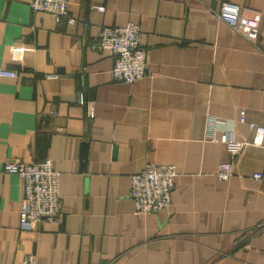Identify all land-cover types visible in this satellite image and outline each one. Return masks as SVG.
Returning a JSON list of instances; mask_svg holds the SVG:
<instances>
[{"label": "crops", "instance_id": "crops-1", "mask_svg": "<svg viewBox=\"0 0 264 264\" xmlns=\"http://www.w3.org/2000/svg\"><path fill=\"white\" fill-rule=\"evenodd\" d=\"M30 2L0 0V68L17 71L0 76V264L28 253L38 264H264V180L252 178L264 134L253 144L249 127L264 126V0H68L60 21ZM223 2L260 13L256 39L217 16ZM127 21L147 52L130 83L112 79L114 55L98 47L103 26ZM211 131L244 144L231 154ZM45 158L60 172L61 217L21 229L22 182L2 164ZM227 161L234 173L220 180ZM149 162L176 166L172 204L136 214L130 178Z\"/></svg>", "mask_w": 264, "mask_h": 264}, {"label": "built area", "instance_id": "built-area-1", "mask_svg": "<svg viewBox=\"0 0 264 264\" xmlns=\"http://www.w3.org/2000/svg\"><path fill=\"white\" fill-rule=\"evenodd\" d=\"M33 11L52 14L57 21L68 16V0H31ZM95 8L103 10L102 5ZM217 16L230 27L254 40L260 32L261 15L259 12L246 14L237 4L223 2L216 11ZM68 22H74L69 17ZM98 47L112 52L114 55L111 77L118 82H135L144 77L147 69V52L141 39L139 25L127 21L120 26H103L99 32ZM24 46H14L12 53L18 56L28 50ZM1 77H16L17 71L0 68ZM81 101L83 99L81 97ZM244 110L239 120L244 122ZM89 116L93 115V104L88 107ZM217 121H219L217 119ZM254 130L253 144H260L264 134V126L250 123ZM211 141H222L231 154H236L244 144L232 133L217 137L214 131L209 134ZM231 161L219 165L216 175L220 180H228L234 173ZM5 174L15 173L21 179V200L19 221L20 228L34 230L41 222H58L62 214V202L59 188L60 172L55 170L50 158L41 161L7 160L2 164ZM177 169L174 164L149 162L140 171L131 175L129 196L133 201L136 214H150L169 208L172 204L171 191ZM253 179L264 180V173L255 172ZM17 264H38L33 254H26Z\"/></svg>", "mask_w": 264, "mask_h": 264}, {"label": "water", "instance_id": "water-1", "mask_svg": "<svg viewBox=\"0 0 264 264\" xmlns=\"http://www.w3.org/2000/svg\"><path fill=\"white\" fill-rule=\"evenodd\" d=\"M86 148H87V144L84 143L83 144V157L85 158V155H86Z\"/></svg>", "mask_w": 264, "mask_h": 264}]
</instances>
